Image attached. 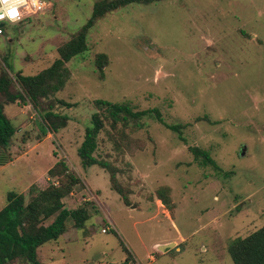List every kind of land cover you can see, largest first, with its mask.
<instances>
[{
	"label": "rangeland",
	"instance_id": "rangeland-1",
	"mask_svg": "<svg viewBox=\"0 0 264 264\" xmlns=\"http://www.w3.org/2000/svg\"><path fill=\"white\" fill-rule=\"evenodd\" d=\"M97 1L26 0L0 36V76L52 65ZM87 41L66 63L65 86L38 107L1 97L16 132L0 146V165L10 163L0 166V210L10 190L29 202L32 189L60 185L49 170L65 160L79 179L65 205H86L90 216L41 245L42 264H124L123 244L140 264H234L230 242L264 225V0L131 3L99 17ZM97 99L156 107L165 122H114ZM49 109L69 116L57 132L44 124ZM95 111L104 127L94 155L104 163L85 166L78 149ZM165 123L182 124V136Z\"/></svg>",
	"mask_w": 264,
	"mask_h": 264
},
{
	"label": "trees",
	"instance_id": "trees-1",
	"mask_svg": "<svg viewBox=\"0 0 264 264\" xmlns=\"http://www.w3.org/2000/svg\"><path fill=\"white\" fill-rule=\"evenodd\" d=\"M161 0H99L95 3L94 11L88 21L78 33L69 41L59 47L60 56L52 65L35 75L15 73V79L3 70L0 76V146H8L16 128L4 110L5 97L8 102L30 101L35 107L39 106L42 97L53 96L61 90L70 77V70L66 63L74 56L88 50V33L97 19L106 12L115 10L131 3H152ZM105 54L98 55L99 67L104 69ZM9 69L11 68L8 66ZM14 82L20 89L11 91ZM55 100L67 103L55 97ZM51 106L53 103H50ZM96 104L107 110L114 122L120 120L136 119L138 122L146 116H156L165 122L161 111L154 107L151 109L134 110L130 103L113 102L107 99H97ZM44 124L50 131L57 132L67 125L69 116L47 110L42 116ZM142 123H138L140 126ZM169 128L178 131L182 136V124H168ZM104 127V117L99 111L92 115L91 125L86 128L85 138L78 149L85 166L100 163L94 155L97 147V138ZM190 149L195 157L204 163H211L220 168L209 151L198 146ZM104 163V162H101ZM100 163V164H101ZM59 170L60 185L51 184L47 188H34V197L26 202L24 193L14 190L8 192V203L0 210V264L24 258L32 264H42L38 259V248L50 240H57L67 229V221L72 219L78 228H83L89 219L90 213L86 205L71 209L65 205L64 198L79 182L76 174L69 171L68 163L59 160L50 168L49 173L54 175ZM78 181V182H77ZM126 252L124 264L135 261L128 247L123 244ZM229 252L234 264H264V225L249 235L234 238L229 244Z\"/></svg>",
	"mask_w": 264,
	"mask_h": 264
},
{
	"label": "built area",
	"instance_id": "built-area-1",
	"mask_svg": "<svg viewBox=\"0 0 264 264\" xmlns=\"http://www.w3.org/2000/svg\"><path fill=\"white\" fill-rule=\"evenodd\" d=\"M24 2L22 0H0V36L6 31L7 24H15L23 18ZM15 8L17 15H11V10ZM108 228H104V232ZM126 264H140V262L128 261Z\"/></svg>",
	"mask_w": 264,
	"mask_h": 264
},
{
	"label": "crops",
	"instance_id": "crops-1",
	"mask_svg": "<svg viewBox=\"0 0 264 264\" xmlns=\"http://www.w3.org/2000/svg\"><path fill=\"white\" fill-rule=\"evenodd\" d=\"M11 162H12V161H11ZM1 165H2V164H1ZM1 165H0V166H1ZM6 165H7V166L10 165V163L4 164V166H6ZM4 166H1V167H4ZM2 169H4V168H2ZM2 169H1V170H2ZM164 241H166V240H163L162 242H159L157 245L162 244ZM135 256H136L135 259L139 261V259H138V257H137L136 254H135ZM151 257L154 258L153 260L156 259V257H155L154 255H151ZM139 262H140V261H139ZM140 263H141V262H140Z\"/></svg>",
	"mask_w": 264,
	"mask_h": 264
},
{
	"label": "water",
	"instance_id": "water-1",
	"mask_svg": "<svg viewBox=\"0 0 264 264\" xmlns=\"http://www.w3.org/2000/svg\"><path fill=\"white\" fill-rule=\"evenodd\" d=\"M244 152V151H243ZM170 245V244H169ZM169 245H167V244H164V245H161V246H163V249H166V247H169ZM160 246V247H161Z\"/></svg>",
	"mask_w": 264,
	"mask_h": 264
},
{
	"label": "snow or ice",
	"instance_id": "snow-or-ice-1",
	"mask_svg": "<svg viewBox=\"0 0 264 264\" xmlns=\"http://www.w3.org/2000/svg\"><path fill=\"white\" fill-rule=\"evenodd\" d=\"M11 15L15 16V15H17V13L16 12H12Z\"/></svg>",
	"mask_w": 264,
	"mask_h": 264
},
{
	"label": "clouds",
	"instance_id": "clouds-1",
	"mask_svg": "<svg viewBox=\"0 0 264 264\" xmlns=\"http://www.w3.org/2000/svg\"><path fill=\"white\" fill-rule=\"evenodd\" d=\"M12 12H16V9H15V8H13V9L11 10V13H12Z\"/></svg>",
	"mask_w": 264,
	"mask_h": 264
},
{
	"label": "bare ground",
	"instance_id": "bare-ground-1",
	"mask_svg": "<svg viewBox=\"0 0 264 264\" xmlns=\"http://www.w3.org/2000/svg\"><path fill=\"white\" fill-rule=\"evenodd\" d=\"M24 3H26V0H22Z\"/></svg>",
	"mask_w": 264,
	"mask_h": 264
}]
</instances>
